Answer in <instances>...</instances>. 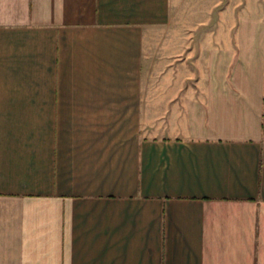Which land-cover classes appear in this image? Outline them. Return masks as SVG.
<instances>
[{
  "label": "crops",
  "instance_id": "1",
  "mask_svg": "<svg viewBox=\"0 0 264 264\" xmlns=\"http://www.w3.org/2000/svg\"><path fill=\"white\" fill-rule=\"evenodd\" d=\"M0 264H264V0H0Z\"/></svg>",
  "mask_w": 264,
  "mask_h": 264
}]
</instances>
